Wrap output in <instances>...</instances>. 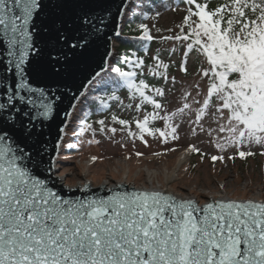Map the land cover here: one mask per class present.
Masks as SVG:
<instances>
[{
    "label": "snow or ice",
    "instance_id": "snow-or-ice-1",
    "mask_svg": "<svg viewBox=\"0 0 264 264\" xmlns=\"http://www.w3.org/2000/svg\"><path fill=\"white\" fill-rule=\"evenodd\" d=\"M185 2L188 8L183 25L188 31L181 26L183 35L167 39L187 42L185 63L190 53L203 57L201 76L207 78V90L202 102L194 100L201 105L196 122L214 109L215 131L224 134L216 143L221 151L264 144V0H224L215 8H209L207 0ZM69 13L65 0H0V36L7 57L5 75L0 76V94L6 100L0 103V264H264V201L211 199L201 204L159 190L119 191L120 185L109 189L107 195L84 198H67L54 190L59 159L45 161L41 142L30 141L37 119L54 118L59 110L57 101L64 94L33 83L49 72L59 74L56 65L66 62L69 53H49L54 61L51 68L30 57V53L40 55L35 48L34 37L40 33L36 19L43 16L47 21L44 31H54L56 43L73 53L86 48L106 27L104 19L90 9L72 12V22L64 19ZM140 27L143 35L139 39L152 40L147 27ZM126 62L132 68L143 63ZM181 70L187 72L186 67ZM111 72L116 74L111 83L126 87L133 100L138 96L141 105L161 109L159 102L146 95L149 85L143 80L136 82L135 71L113 67ZM88 85L100 91L108 82L96 72ZM155 92L164 94L161 89ZM98 99L102 108L108 106L104 98ZM108 99L119 97L112 92ZM141 105H136L137 110ZM190 107L186 102L171 115L148 113L135 121L138 132L128 128L126 120L115 115L112 120L146 145L145 136L157 132L167 143L169 137L178 139L179 125L172 121ZM157 119L165 121V131L149 126ZM97 123L104 131L105 121ZM91 129L87 124L81 132ZM60 147V143L55 145L57 150ZM189 150L199 151L194 146ZM238 155L245 158L253 153L239 151ZM81 191L90 192V185H83Z\"/></svg>",
    "mask_w": 264,
    "mask_h": 264
},
{
    "label": "rangeland",
    "instance_id": "rangeland-1",
    "mask_svg": "<svg viewBox=\"0 0 264 264\" xmlns=\"http://www.w3.org/2000/svg\"><path fill=\"white\" fill-rule=\"evenodd\" d=\"M172 3V0H131L121 25L128 20L134 24L143 23L153 39H157V50H173L169 60L162 59L163 63L176 64V67L169 69L167 75L170 82L165 85L168 89L163 91L164 108L161 116L177 112L186 102L190 104V109H186L183 115L178 114L172 121L174 126L179 125L176 133L178 139L169 137L165 143L159 134L153 138L145 136L146 145L137 137L128 140L124 131H105L100 135L91 129L74 137L63 135L55 158L60 162L55 177L68 187L80 180L90 181L93 187H98L95 184L104 181L115 184L124 180L125 173H129V182L141 188L146 181V171L156 169L169 172L178 155L194 146L199 151L192 152L189 161L170 185L173 194L194 197L201 204L207 197L219 196L221 193L233 200H264V144H244L221 151L216 143L224 134L215 131L217 123L216 117L212 115L214 109H210L201 121L196 122V112L201 105L194 103V100L202 102L206 93L205 80L201 76L203 59L194 61L189 57L185 65L187 72L182 71L183 51L178 46L179 42L164 40L172 37L185 13L184 7H172ZM117 40L113 42L114 48L119 43ZM139 48V51H146L147 42L141 41ZM203 66L206 67L205 64ZM160 125V131H165L164 120L161 119ZM71 130L81 131L80 128ZM69 144L73 145L71 149L67 147ZM239 151L252 152L253 155L240 158ZM137 153L142 155L138 156ZM212 156H223L224 159L213 161ZM90 157H95L96 162L87 167ZM162 180L158 178L159 184Z\"/></svg>",
    "mask_w": 264,
    "mask_h": 264
},
{
    "label": "water",
    "instance_id": "water-1",
    "mask_svg": "<svg viewBox=\"0 0 264 264\" xmlns=\"http://www.w3.org/2000/svg\"><path fill=\"white\" fill-rule=\"evenodd\" d=\"M44 2L47 3V0H44ZM65 2L70 10L69 15L64 17L65 20L72 22V12H79L82 8L85 10L90 9L97 16L104 19L106 27L98 37L92 39L86 48L77 49L73 53L62 43H56L54 31L52 33H46L44 31L43 25L47 21L43 16L36 19V27L40 30V33L34 39L35 48L40 52V55L37 57L35 53H30V57L33 60L39 59L46 67L51 68L54 61H50L49 53L53 56L61 50L69 53V58L66 62L62 61L61 64L56 65L60 69L59 74L49 72L44 76L36 77V82L33 83L34 87H45L46 90L51 89L57 95L64 94L62 99L57 101L59 110L58 114L54 112V118L47 120L38 118L35 122L36 127L30 143L34 144L36 141L41 142L39 148L42 149V155L45 161L55 160L58 154L55 145L61 143L64 131L68 127L70 116L89 87L88 80L96 72L103 74L106 71L112 56V41L116 40L119 36L121 19L130 0H65ZM69 35L71 37V31ZM5 49L6 45L3 37L0 36V76L5 75L3 72L4 62L7 60ZM7 75L10 76L11 74L9 73ZM22 94L26 95V93ZM71 97H74V99H69ZM2 102H6V100L3 94H0V103ZM65 113L69 115L66 117ZM47 166V164L43 165L44 168H47ZM46 174L51 175V173ZM53 179L56 184L54 190L60 192L67 198H84L85 196L93 194L96 196L107 195L109 194L108 190L116 188L117 185L121 186L117 189L119 191L136 189L126 184H117L111 187H105L103 184L98 187L90 185V192H84L81 191L82 186L68 187L60 182L58 177H53ZM85 183L89 182L86 181Z\"/></svg>",
    "mask_w": 264,
    "mask_h": 264
},
{
    "label": "trees",
    "instance_id": "trees-1",
    "mask_svg": "<svg viewBox=\"0 0 264 264\" xmlns=\"http://www.w3.org/2000/svg\"><path fill=\"white\" fill-rule=\"evenodd\" d=\"M172 7L182 6L185 9L184 16L181 20V25L177 28L175 32L172 33V37L176 35H183L181 32V26L184 27V32L188 31L187 26L183 25L184 17L187 15L188 5L185 0H172ZM199 2L203 3L205 0H199ZM209 4V8H215L219 4L223 3L224 0H207ZM153 13V12H152ZM150 15V14H149ZM193 19H196L193 17ZM143 23L134 24L131 21L124 22L122 25L121 34L118 37V45L113 49L112 56L109 60L107 69L105 72L110 73V75H105V72L101 74L104 76L106 82H108V86L100 91H96L89 86L81 98L80 102L77 104L76 108L73 110V114L71 116L69 128L66 130V135L69 137L78 136L81 131H72L74 128H86L87 124L92 125V130L96 133L103 135L105 131H110L111 128H116L117 131H124L126 134L124 135L128 140L132 138V136L128 135V128L132 129L134 132H138L135 126L136 120H142L143 116L152 113L153 111H158L159 115H162V111L164 108L163 105V95L158 96L155 92V89H161L163 91L164 84L169 83L170 81L167 79V75L169 73V69L176 67V64L163 63L162 59L165 58L169 60L172 57L173 50L165 49L157 50L159 46H155L157 39L141 40L139 37L143 35V29L140 27ZM149 33V32H148ZM163 40V39H161ZM166 41H176L179 42L178 46L182 49V67H185V56L184 53L187 51L186 43L183 41H178L173 39L164 38ZM147 42L148 49L146 51H139L140 42ZM192 56L194 61L198 59H203V57L198 56L195 52L188 54L187 59ZM137 60L143 61V63L137 67L132 68L129 67V63L126 61H130L135 63ZM162 62V63H161ZM157 64H161L159 68L156 67ZM162 65H167V69H165ZM207 67V64H205ZM120 67L125 71H135L137 73L136 82L139 83L140 80H143L144 83L149 85V88L146 90V95H150L153 99L161 104L160 110H155L152 104L144 103L141 105V100L137 96L135 100L131 98V95L126 87L115 86L111 83V77H114L116 74L111 72V68ZM153 72H161L165 73V75H153ZM166 76V78H165ZM205 80L206 90H207V78H203ZM112 92H115V95L119 97L118 100H110L108 96L111 95ZM164 93V92H163ZM104 98L107 102V107L102 108L100 106V102L98 98ZM132 105V107H128ZM136 105H141L139 110H137ZM115 115L118 119H123L129 122L128 128L122 126L112 120V116ZM103 119L105 121L106 128L104 131H100V125L97 123L99 120ZM161 119H157L154 121H150L149 126L153 129L161 128L160 125ZM123 129V130H122ZM159 133L157 132L156 135ZM147 136V135H146ZM124 137V139H125ZM147 137H155V136H147ZM138 138V136H137ZM71 149V148H69ZM76 149V148H75Z\"/></svg>",
    "mask_w": 264,
    "mask_h": 264
},
{
    "label": "bare ground",
    "instance_id": "bare-ground-1",
    "mask_svg": "<svg viewBox=\"0 0 264 264\" xmlns=\"http://www.w3.org/2000/svg\"><path fill=\"white\" fill-rule=\"evenodd\" d=\"M189 159H190L189 151H184L178 155L175 165L172 167V169L169 172H160L159 170H156V169L146 171L145 184L141 188L136 187V189L159 190V191H163V192L173 193L170 190V185L175 181L178 172L183 167V165H185L189 161ZM159 177H161L163 179L161 184H159L160 182L158 181ZM128 179H129V173H127V174L125 173L124 180H120L118 182H115V184L111 183V182L104 181L103 183H98L95 185L101 186L104 184L105 187H111V186H115L117 184L129 185V183L131 184V182H129ZM82 185H84V180H80L79 182H77L76 184H74L73 186H70V187H75V186L80 187ZM176 196H179V195H176ZM179 197L189 198L187 195L186 196L183 195V196H179ZM191 198H194V197H191ZM211 199H230V198L221 193V195H219V196L207 197L206 201L203 202V204L208 202ZM251 200L257 201V202L264 201V200H259L256 198H253Z\"/></svg>",
    "mask_w": 264,
    "mask_h": 264
},
{
    "label": "built area",
    "instance_id": "built-area-1",
    "mask_svg": "<svg viewBox=\"0 0 264 264\" xmlns=\"http://www.w3.org/2000/svg\"><path fill=\"white\" fill-rule=\"evenodd\" d=\"M184 151H188V150L185 149ZM184 151H183V152H184ZM124 160L126 161V159H124ZM94 162H95V160H93V157H90V158L88 159L87 163H86V166H87V167H90V166H92V165L94 164ZM86 181H87V180H84V184H85ZM87 182H89L90 185H92L90 181H87ZM129 185H130V186H134L132 183H131V184L129 183ZM134 187H135V186H134Z\"/></svg>",
    "mask_w": 264,
    "mask_h": 264
}]
</instances>
